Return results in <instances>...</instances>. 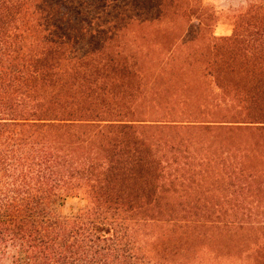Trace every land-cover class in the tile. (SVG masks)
<instances>
[{
  "label": "trees",
  "instance_id": "trees-1",
  "mask_svg": "<svg viewBox=\"0 0 264 264\" xmlns=\"http://www.w3.org/2000/svg\"><path fill=\"white\" fill-rule=\"evenodd\" d=\"M217 13L0 0V264H264V0Z\"/></svg>",
  "mask_w": 264,
  "mask_h": 264
},
{
  "label": "rangeland",
  "instance_id": "rangeland-1",
  "mask_svg": "<svg viewBox=\"0 0 264 264\" xmlns=\"http://www.w3.org/2000/svg\"><path fill=\"white\" fill-rule=\"evenodd\" d=\"M206 5L213 7L218 13V19L213 23L211 31L215 35H229L232 32V22L229 19L231 7H236L243 0H203ZM109 18V17H108ZM110 20V19H109ZM86 199L79 198H68L64 202L63 213L65 215H72L78 209L84 207Z\"/></svg>",
  "mask_w": 264,
  "mask_h": 264
}]
</instances>
